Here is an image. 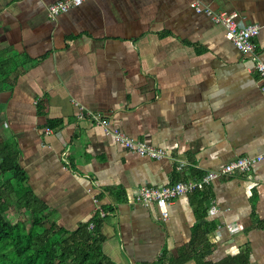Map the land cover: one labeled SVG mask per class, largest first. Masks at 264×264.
<instances>
[{"label": "crops", "instance_id": "crops-1", "mask_svg": "<svg viewBox=\"0 0 264 264\" xmlns=\"http://www.w3.org/2000/svg\"><path fill=\"white\" fill-rule=\"evenodd\" d=\"M57 1L0 0V138L17 152L25 186L46 214L69 234L101 220L114 264L177 258L208 222L216 227L202 260L244 252L249 264H264V84L247 56L192 9L194 0H88L53 19L48 6ZM199 1L259 25L264 61V0ZM79 106L167 158L125 150L78 120ZM184 155L190 165L179 173ZM257 156L251 173L177 198L167 219L140 200L144 186Z\"/></svg>", "mask_w": 264, "mask_h": 264}, {"label": "trees", "instance_id": "trees-1", "mask_svg": "<svg viewBox=\"0 0 264 264\" xmlns=\"http://www.w3.org/2000/svg\"><path fill=\"white\" fill-rule=\"evenodd\" d=\"M196 177L191 174L190 178ZM25 182L26 173L17 152L0 138V264H114L104 252L101 220L94 219L69 234L50 219L47 209L28 191ZM11 211L14 217H20L17 221L10 219ZM215 227L209 222L199 225L177 258L164 253L153 264H186L191 260H196V264H249L248 253L244 252L219 263L201 259L212 250L209 236Z\"/></svg>", "mask_w": 264, "mask_h": 264}, {"label": "built area", "instance_id": "built-area-1", "mask_svg": "<svg viewBox=\"0 0 264 264\" xmlns=\"http://www.w3.org/2000/svg\"><path fill=\"white\" fill-rule=\"evenodd\" d=\"M88 0H59L48 6V12L51 18L55 19L61 14L81 6ZM192 9L198 14L207 15L213 23L224 27L225 37L253 64V69L260 76L264 84V61L260 51L257 48L255 39L259 36L261 27L257 24H244L240 21L239 14L236 12H215L210 7L203 5L199 0H194L191 4ZM264 91V86L262 87ZM78 120L89 119L96 126L102 128L108 135L114 139L125 150L136 154L142 158H149L161 161L167 158V152L145 142L134 140L128 137L120 129L112 127L111 119L102 114L86 113L84 107L79 106ZM55 130L47 128L46 133L52 134ZM69 163L68 158H63ZM263 160L262 156L240 157L233 162L220 164L215 169L206 172L201 178H189L178 181L174 184L163 187L144 186L139 190L140 200L145 206L156 205L164 219L168 218L169 207L175 200L184 195H190L203 191L214 182L235 176L246 175L252 172L254 166ZM190 165L188 155H184L177 161V171L184 173ZM211 213H217L218 209L211 207ZM103 216L105 214L103 213ZM90 228H94L91 224ZM228 230L236 233L240 228L238 226H228Z\"/></svg>", "mask_w": 264, "mask_h": 264}, {"label": "rangeland", "instance_id": "rangeland-1", "mask_svg": "<svg viewBox=\"0 0 264 264\" xmlns=\"http://www.w3.org/2000/svg\"><path fill=\"white\" fill-rule=\"evenodd\" d=\"M9 215H10V219L12 220V221H17V219L18 218H20L19 216H17V217H14V215H13V212L11 211V212H9Z\"/></svg>", "mask_w": 264, "mask_h": 264}]
</instances>
